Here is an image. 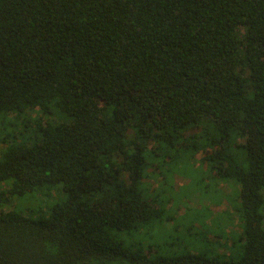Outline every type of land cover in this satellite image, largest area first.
<instances>
[{
	"label": "trees",
	"instance_id": "trees-1",
	"mask_svg": "<svg viewBox=\"0 0 264 264\" xmlns=\"http://www.w3.org/2000/svg\"><path fill=\"white\" fill-rule=\"evenodd\" d=\"M182 150L239 232L170 238L144 177ZM0 264H264V0H0Z\"/></svg>",
	"mask_w": 264,
	"mask_h": 264
},
{
	"label": "rangeland",
	"instance_id": "rangeland-1",
	"mask_svg": "<svg viewBox=\"0 0 264 264\" xmlns=\"http://www.w3.org/2000/svg\"><path fill=\"white\" fill-rule=\"evenodd\" d=\"M68 118L70 117L67 114L59 113V119L54 122ZM199 130V128H196L190 131L189 134L198 133ZM175 151L176 149L171 150L173 156H175ZM158 153L152 157L155 161L151 162V164L149 162L146 167V176L144 177L146 181L144 180V184L153 193L154 188L159 187L157 193L166 207L165 215H172L173 217V219L167 221L166 227L171 229L172 225L175 224V229H173L170 238L174 237L190 244L200 243L201 236H198L197 233L201 229H203L202 231L208 230L206 226L208 225L212 230L211 233L216 234V231L220 230V227L218 228L219 222L223 223L222 232L225 230L229 233L230 229L235 232L241 230L239 223L228 225L227 221L224 224L228 214L224 212L226 205L223 197L228 194L232 187L230 188L227 180L213 178L208 163L198 161L203 157L205 151L197 153L196 157L191 159L189 163L183 162V159L178 161L181 154L183 158L184 150H182L178 158L171 161L167 159L170 162L164 160L163 151ZM231 191L233 192L234 189L232 188ZM65 196L66 192L63 189V183H58L52 190H47L46 194L39 190L23 196H14L7 208L17 209L24 213H35L36 215L48 214L51 205L64 199ZM211 206L212 208L210 209ZM169 208H172V210H169ZM214 218L220 220L214 222ZM189 228H193V232H188ZM208 236L212 237L211 234H208Z\"/></svg>",
	"mask_w": 264,
	"mask_h": 264
}]
</instances>
